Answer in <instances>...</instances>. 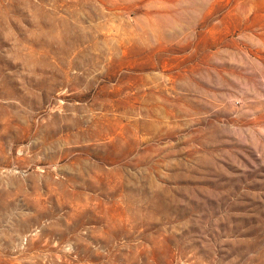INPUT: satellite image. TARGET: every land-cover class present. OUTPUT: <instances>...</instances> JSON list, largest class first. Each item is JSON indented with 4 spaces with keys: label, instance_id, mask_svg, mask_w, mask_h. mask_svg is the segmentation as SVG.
<instances>
[{
    "label": "rangeland",
    "instance_id": "374dc122",
    "mask_svg": "<svg viewBox=\"0 0 264 264\" xmlns=\"http://www.w3.org/2000/svg\"><path fill=\"white\" fill-rule=\"evenodd\" d=\"M0 264H264V0H0Z\"/></svg>",
    "mask_w": 264,
    "mask_h": 264
}]
</instances>
